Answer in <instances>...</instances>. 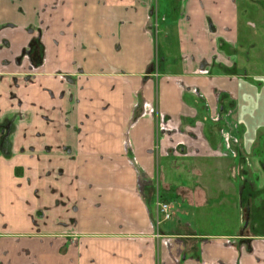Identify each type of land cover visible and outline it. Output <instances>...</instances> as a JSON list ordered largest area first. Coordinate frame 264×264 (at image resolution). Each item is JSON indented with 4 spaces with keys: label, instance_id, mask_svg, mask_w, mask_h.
<instances>
[{
    "label": "crops",
    "instance_id": "0c3cea01",
    "mask_svg": "<svg viewBox=\"0 0 264 264\" xmlns=\"http://www.w3.org/2000/svg\"><path fill=\"white\" fill-rule=\"evenodd\" d=\"M263 7L0 0V264H264L249 229L191 231L181 213L156 227L153 193L169 156L264 159V73L240 54V11L264 42ZM231 117L227 147L215 126Z\"/></svg>",
    "mask_w": 264,
    "mask_h": 264
},
{
    "label": "rangeland",
    "instance_id": "374dc122",
    "mask_svg": "<svg viewBox=\"0 0 264 264\" xmlns=\"http://www.w3.org/2000/svg\"><path fill=\"white\" fill-rule=\"evenodd\" d=\"M161 4H164V0H161ZM159 5L160 2L156 1L155 7L157 6V10L155 8L154 13L158 10L164 11L163 8H159ZM172 7L169 4L168 9ZM240 15L242 36L244 38L241 42L240 54L251 60V62L246 63L248 65H252V62H257L258 65L261 64V68L256 69H260L264 73V59L259 58L257 54L260 53L259 47L264 46V42L254 43L251 41L252 39L257 40L258 35L252 32L248 24L249 18L255 20L257 14L255 12L240 11ZM261 17L263 16L259 11L256 21L259 22ZM155 19L154 17V23ZM159 37L162 39L161 35ZM226 59L230 62L233 61L232 58ZM246 68L249 67L246 66ZM248 80L250 79L248 78ZM232 97L237 99L234 95ZM262 102L264 103V100ZM262 110L261 107L260 112ZM233 121L231 117L229 122L217 121L218 126H215V130L220 137L223 133L227 135V138H223L227 147H230V142L234 144L237 141L238 129L235 125V119ZM160 126L166 129L169 128L174 132V128L171 125L169 126L167 122L163 124L161 121ZM223 127L226 131L228 128V131L224 132ZM257 129L261 131L260 128L257 127ZM251 130H253V127ZM221 141L222 139L219 140L220 143ZM229 150L223 152L221 148L220 154L212 159L198 160L196 156L192 155L183 159L182 164L179 166H174L178 160H172L176 156H169L171 159L168 160H171L173 170L160 171L159 174L155 173L156 184L153 186V193L155 196L157 194L156 204L161 216L160 219L164 217L159 206L163 202L168 203L172 218L174 214L178 217L180 216L179 213L182 214L185 227L191 231L201 229L203 232L213 234V232L227 233L249 229L250 234L264 235V159L259 160L257 157V153L261 152L262 148L258 147L256 154H253L250 149L247 155L239 154L234 148ZM167 183L174 185V187L170 188L169 186L168 188ZM166 189H168L165 192L167 194H164ZM161 225L162 223L156 225V227ZM216 237L206 236L203 242ZM182 257L183 255L179 257L177 254L175 260L177 262L180 260V264H182Z\"/></svg>",
    "mask_w": 264,
    "mask_h": 264
},
{
    "label": "built area",
    "instance_id": "2783aa9c",
    "mask_svg": "<svg viewBox=\"0 0 264 264\" xmlns=\"http://www.w3.org/2000/svg\"><path fill=\"white\" fill-rule=\"evenodd\" d=\"M159 206H160V212L163 214V219H159L158 221H157V225H160V223H161V220H169V219H171L172 218V215H171V213H170V211H169V205H168V203H160L159 204Z\"/></svg>",
    "mask_w": 264,
    "mask_h": 264
}]
</instances>
